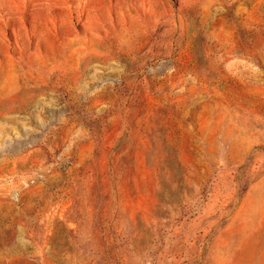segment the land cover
Segmentation results:
<instances>
[{
	"label": "rangeland",
	"instance_id": "obj_1",
	"mask_svg": "<svg viewBox=\"0 0 264 264\" xmlns=\"http://www.w3.org/2000/svg\"><path fill=\"white\" fill-rule=\"evenodd\" d=\"M0 264H264V0H0Z\"/></svg>",
	"mask_w": 264,
	"mask_h": 264
}]
</instances>
